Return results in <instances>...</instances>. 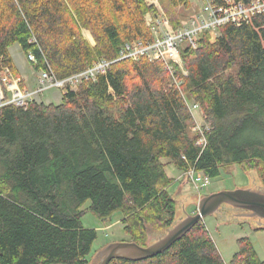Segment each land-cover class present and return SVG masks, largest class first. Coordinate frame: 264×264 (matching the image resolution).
I'll list each match as a JSON object with an SVG mask.
<instances>
[{"label":"trees","instance_id":"trees-1","mask_svg":"<svg viewBox=\"0 0 264 264\" xmlns=\"http://www.w3.org/2000/svg\"><path fill=\"white\" fill-rule=\"evenodd\" d=\"M160 3L175 28L185 24L177 8L189 0ZM149 14L160 17L146 0H0V72L19 76L16 42L36 70L50 66L58 78L115 60L127 41L153 39ZM181 56L180 85L160 61L128 57L64 90L58 104H0V264H89L98 232L83 225L86 209L102 220L121 212L131 241L145 246L149 230L177 217L167 164L212 179L240 164L264 182V13L220 26L214 41L203 33ZM187 99L203 110L201 132ZM109 264L227 263L201 220L156 256ZM231 264L264 259L244 237Z\"/></svg>","mask_w":264,"mask_h":264},{"label":"built area","instance_id":"built-area-1","mask_svg":"<svg viewBox=\"0 0 264 264\" xmlns=\"http://www.w3.org/2000/svg\"><path fill=\"white\" fill-rule=\"evenodd\" d=\"M153 4V3H151ZM264 13V0H251L244 3L237 0H225L222 4H217L215 0H204L203 6L188 23L174 28L167 17H159L154 20L147 21L154 34L153 39H137L127 41L121 50L117 59L132 58L138 60L142 57L148 58L150 61H160L170 75L175 77V81L180 85L181 81L176 78V65L178 64L183 73L187 74L183 65L179 64L181 57V47L191 45L196 48L198 40L205 32L211 35V41H214L218 35L220 26L234 23L242 24L251 22L256 14ZM175 50V51H174ZM28 59L32 63H36V57L33 53H29ZM113 61L105 58L98 59L92 66L85 70L76 72L64 78H58L52 68L40 69V75L35 89H25L19 85V79L13 77L12 70L5 67L0 72V104L13 103L18 106L28 107L30 101L36 99V95L45 92L52 87L76 88L83 80L96 79L99 73H105ZM191 112L201 110V106L191 100H186ZM198 126V125H197ZM194 130L203 131V127H196ZM200 145L206 144V138L201 136L198 139ZM188 173L189 179L196 188L205 185L209 181V177L202 172L190 168L185 171L184 177ZM200 182V185H198Z\"/></svg>","mask_w":264,"mask_h":264},{"label":"rangeland","instance_id":"rangeland-1","mask_svg":"<svg viewBox=\"0 0 264 264\" xmlns=\"http://www.w3.org/2000/svg\"><path fill=\"white\" fill-rule=\"evenodd\" d=\"M148 3H153L157 7L158 16L167 17L160 0H146ZM190 7L185 8L184 6H179L177 12L179 13L181 19L188 23L189 20L199 12L200 8L203 6L204 0H189ZM157 16V17H158ZM155 16L147 15L146 20H154ZM158 19V18H157ZM171 23V22H170ZM148 24V23H147ZM172 25V23H171ZM149 26V24H148ZM173 26V25H172ZM84 35L88 40L94 43V38L89 30H84ZM184 44L183 46H185ZM175 51V50H174ZM10 53L13 58V62L16 66V69L23 77L28 79L31 89H35L40 75V70H36L33 66V63L28 59V56L23 52L21 45L19 43H14L10 46ZM182 58V57H181ZM179 64L183 65V60L181 59ZM184 66V65H183ZM111 67V66H110ZM187 71V69L184 67ZM188 72V71H187ZM13 73V72H12ZM13 77L18 78L19 76L14 75ZM21 81V80H20ZM19 81V85L22 87ZM23 88V87H22ZM63 89L58 87H52L47 89L45 92L36 95V100L45 103H55L58 104L62 100ZM201 109V108H200ZM194 123L196 127L206 125L205 118L203 116V110H196L194 115ZM198 125V126H197ZM194 127V126H193ZM192 131H194L192 129ZM166 158H163V162H166ZM246 170H251L244 168L240 164H232L227 167H222L220 169V175L214 179L210 178L208 183L201 185L196 188L192 182H184L182 185V195L183 194H198V195H208L213 192H217L223 189H236L237 186L245 187L251 183L250 174ZM166 171L170 177L174 178V182L168 187V191L173 195L178 186L184 180L182 174H185V171L180 170L173 164L166 165ZM264 183V182H263ZM200 185V182H198ZM89 206L87 202L84 208ZM82 217V223L87 228H94L98 232V238L92 246V251L89 256L91 261L96 252L113 241H131V237L124 230V225L121 222V212L117 211L111 215V218L108 220L100 219L94 212L90 209ZM186 210L189 214H193L198 210V204L194 201L186 204ZM204 223L207 226V229L215 241L222 257L224 258L227 264H231V259L234 253L238 250L239 239L248 237L254 245L258 256L261 259H264V226H255L249 220L236 222H220L218 224V216L216 214H210L204 219ZM149 240V239H148ZM148 245V242L147 244Z\"/></svg>","mask_w":264,"mask_h":264},{"label":"water","instance_id":"water-1","mask_svg":"<svg viewBox=\"0 0 264 264\" xmlns=\"http://www.w3.org/2000/svg\"><path fill=\"white\" fill-rule=\"evenodd\" d=\"M251 183L236 189H223L208 195H182V185L173 194L177 202L175 223L164 231L149 230L148 245L136 241H113L99 249L89 264H109L113 259L122 258L139 261L156 256L182 238L198 222L210 214L218 216L220 222L249 220L255 226H264V183L255 169L246 170ZM186 179L188 173H186ZM194 201L197 212L189 214L186 204Z\"/></svg>","mask_w":264,"mask_h":264},{"label":"crops","instance_id":"crops-1","mask_svg":"<svg viewBox=\"0 0 264 264\" xmlns=\"http://www.w3.org/2000/svg\"><path fill=\"white\" fill-rule=\"evenodd\" d=\"M19 80H23V83H24V86H22L23 88L25 89H30L31 90V87H30V84L28 82V79L23 77L21 74L19 75L18 77ZM38 82V81H37Z\"/></svg>","mask_w":264,"mask_h":264},{"label":"bare ground","instance_id":"bare-ground-1","mask_svg":"<svg viewBox=\"0 0 264 264\" xmlns=\"http://www.w3.org/2000/svg\"><path fill=\"white\" fill-rule=\"evenodd\" d=\"M119 56H120V55H119ZM106 60H109V59H106ZM115 60H117V59H115ZM115 60H109V61H115ZM138 60H139V59H138ZM96 61H97V60H96ZM96 61H94L90 66H92ZM112 64H113V62L111 63V65H112ZM111 65H110V66H111ZM90 66H88V67H90ZM88 67H87V68H88ZM87 68H86V69H87ZM109 68H110V67H109ZM109 68H108V69H109ZM84 70H85V69H84ZM107 71H108V70H107ZM107 71H106V72H107ZM106 72H105V73H106ZM99 74H100V73H99ZM99 74H98V75H99ZM98 75H97V76H98ZM97 76H96V77H97ZM88 80H89V79H88ZM66 91H67V89H66Z\"/></svg>","mask_w":264,"mask_h":264}]
</instances>
